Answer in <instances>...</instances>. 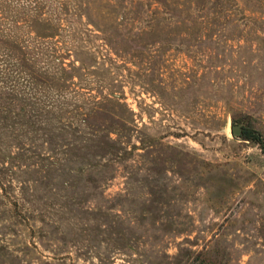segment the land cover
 <instances>
[{
  "label": "rangeland",
  "instance_id": "374dc122",
  "mask_svg": "<svg viewBox=\"0 0 264 264\" xmlns=\"http://www.w3.org/2000/svg\"><path fill=\"white\" fill-rule=\"evenodd\" d=\"M0 264H264V0H0Z\"/></svg>",
  "mask_w": 264,
  "mask_h": 264
},
{
  "label": "trees",
  "instance_id": "16d2710c",
  "mask_svg": "<svg viewBox=\"0 0 264 264\" xmlns=\"http://www.w3.org/2000/svg\"><path fill=\"white\" fill-rule=\"evenodd\" d=\"M240 137L244 139L252 140L257 143L263 142V137L261 135V132H259L256 128L250 126L248 132L244 136H240Z\"/></svg>",
  "mask_w": 264,
  "mask_h": 264
},
{
  "label": "water",
  "instance_id": "95a60500",
  "mask_svg": "<svg viewBox=\"0 0 264 264\" xmlns=\"http://www.w3.org/2000/svg\"><path fill=\"white\" fill-rule=\"evenodd\" d=\"M233 134L236 137H240L243 131L242 123H235L232 126Z\"/></svg>",
  "mask_w": 264,
  "mask_h": 264
},
{
  "label": "flooded vegetation",
  "instance_id": "af4514ba",
  "mask_svg": "<svg viewBox=\"0 0 264 264\" xmlns=\"http://www.w3.org/2000/svg\"><path fill=\"white\" fill-rule=\"evenodd\" d=\"M236 123H242L243 131H242L241 136H244L248 132L249 126H247L243 122H236Z\"/></svg>",
  "mask_w": 264,
  "mask_h": 264
}]
</instances>
